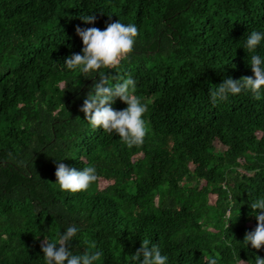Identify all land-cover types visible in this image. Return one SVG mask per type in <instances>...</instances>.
<instances>
[{"label": "trees", "instance_id": "trees-1", "mask_svg": "<svg viewBox=\"0 0 264 264\" xmlns=\"http://www.w3.org/2000/svg\"><path fill=\"white\" fill-rule=\"evenodd\" d=\"M116 21L139 32L116 68L87 77L67 68L83 54L78 25ZM254 30L264 33V0H0V264H46L41 244L69 226L70 251H99L94 264H140L132 257L145 239L166 264L264 258L244 243L258 224L251 204L264 198V87L260 99L250 89L210 96L227 78H255L249 61L264 60V40L244 48ZM101 73L110 85L136 81L142 146L129 149L80 111ZM58 163L93 166L98 180L63 191Z\"/></svg>", "mask_w": 264, "mask_h": 264}, {"label": "clouds", "instance_id": "clouds-1", "mask_svg": "<svg viewBox=\"0 0 264 264\" xmlns=\"http://www.w3.org/2000/svg\"><path fill=\"white\" fill-rule=\"evenodd\" d=\"M86 23H94L95 15L81 17ZM76 33L82 38L83 54L74 53L68 57L65 64L70 70H79L85 77L90 72H98L101 68L114 69L125 59L134 48L138 28L134 24L125 25L120 21L109 23L105 30L96 27H76ZM264 40V33L252 31L247 37L244 48L248 53H254L257 46ZM250 64L254 77L245 76L239 80L227 78L218 88L210 90V96L215 102L218 98L226 100L231 95L241 93L242 89H250L256 99H260V90L264 87V60L258 54L251 55ZM136 81L128 77L122 82L109 84L105 73L100 74L99 82L94 83L92 91L84 99L80 111L86 114V120L93 128H103L108 133H118L120 139L131 149L133 146H142L148 133L144 113L147 105L135 95ZM120 98L128 106L123 110H114L112 103ZM57 183L61 190L72 193L87 191L91 184L98 180L96 169L93 166L85 167L82 171L69 168L64 163H58L55 172ZM251 208L256 213L258 221L254 231L246 233L244 243H250L255 249L264 247V198L252 202ZM231 213L228 214L230 220ZM230 227V224H226ZM75 226L67 227L59 235L56 242L48 238L41 244L46 264H94L102 255L99 251L85 252L83 255H74L70 251V242L77 234ZM59 246V247H57ZM95 248V245H91ZM141 256L143 259L141 260ZM132 259L140 264H166L168 257L162 255L159 246L149 247V241L143 240V246ZM208 264H217L216 258H208ZM255 264H264V258L257 256Z\"/></svg>", "mask_w": 264, "mask_h": 264}]
</instances>
